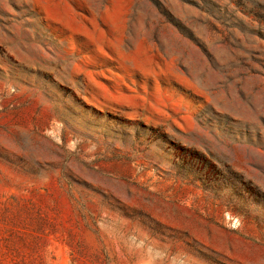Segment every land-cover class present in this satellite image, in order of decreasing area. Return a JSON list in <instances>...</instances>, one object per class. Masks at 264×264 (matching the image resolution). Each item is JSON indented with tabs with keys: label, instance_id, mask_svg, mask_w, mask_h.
Masks as SVG:
<instances>
[{
	"label": "rangeland",
	"instance_id": "1",
	"mask_svg": "<svg viewBox=\"0 0 264 264\" xmlns=\"http://www.w3.org/2000/svg\"><path fill=\"white\" fill-rule=\"evenodd\" d=\"M0 264H264V0H0Z\"/></svg>",
	"mask_w": 264,
	"mask_h": 264
}]
</instances>
